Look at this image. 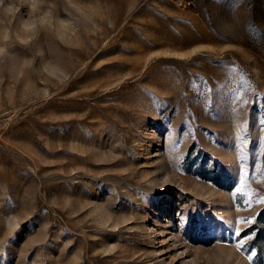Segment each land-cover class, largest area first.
I'll use <instances>...</instances> for the list:
<instances>
[{
  "label": "rangeland",
  "instance_id": "374dc122",
  "mask_svg": "<svg viewBox=\"0 0 264 264\" xmlns=\"http://www.w3.org/2000/svg\"><path fill=\"white\" fill-rule=\"evenodd\" d=\"M0 47V264H264V0H43Z\"/></svg>",
  "mask_w": 264,
  "mask_h": 264
},
{
  "label": "clouds",
  "instance_id": "9594fccd",
  "mask_svg": "<svg viewBox=\"0 0 264 264\" xmlns=\"http://www.w3.org/2000/svg\"><path fill=\"white\" fill-rule=\"evenodd\" d=\"M41 2H43V0H0V14L15 16L22 8L27 7L29 15H31V12L34 11L38 3ZM22 27L28 29L34 27V24L26 19ZM4 38L7 39V36ZM5 51L4 48L0 47V56H2Z\"/></svg>",
  "mask_w": 264,
  "mask_h": 264
}]
</instances>
